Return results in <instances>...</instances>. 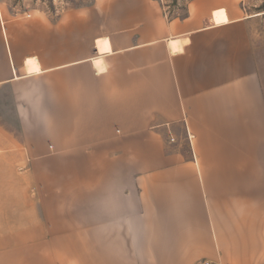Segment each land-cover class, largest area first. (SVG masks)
Instances as JSON below:
<instances>
[{
  "label": "crops",
  "instance_id": "obj_1",
  "mask_svg": "<svg viewBox=\"0 0 264 264\" xmlns=\"http://www.w3.org/2000/svg\"><path fill=\"white\" fill-rule=\"evenodd\" d=\"M25 15L0 7V264H264L245 0Z\"/></svg>",
  "mask_w": 264,
  "mask_h": 264
},
{
  "label": "rangeland",
  "instance_id": "obj_2",
  "mask_svg": "<svg viewBox=\"0 0 264 264\" xmlns=\"http://www.w3.org/2000/svg\"><path fill=\"white\" fill-rule=\"evenodd\" d=\"M92 0H0V7L8 8L14 14L31 13L35 10L46 12L55 19L62 12L87 5ZM165 9L168 17L183 16L189 0H156ZM247 10L258 14L249 26V38L253 49L255 67L264 95V0H245ZM171 140V137H170ZM172 141V140H171Z\"/></svg>",
  "mask_w": 264,
  "mask_h": 264
},
{
  "label": "bare ground",
  "instance_id": "obj_3",
  "mask_svg": "<svg viewBox=\"0 0 264 264\" xmlns=\"http://www.w3.org/2000/svg\"><path fill=\"white\" fill-rule=\"evenodd\" d=\"M173 45V44H172ZM173 47V49L175 48V46H172ZM95 65H98V67L97 68H99V61H95ZM102 66V65H101ZM27 69L29 70V71H32V70H37L38 68H37V66H36V64H35V61L34 60H28L27 61Z\"/></svg>",
  "mask_w": 264,
  "mask_h": 264
},
{
  "label": "built area",
  "instance_id": "obj_4",
  "mask_svg": "<svg viewBox=\"0 0 264 264\" xmlns=\"http://www.w3.org/2000/svg\"><path fill=\"white\" fill-rule=\"evenodd\" d=\"M187 139H188V141H190V139H191V136L188 133H187ZM171 140H173V139L171 138ZM197 264H211V262L210 261H201Z\"/></svg>",
  "mask_w": 264,
  "mask_h": 264
}]
</instances>
